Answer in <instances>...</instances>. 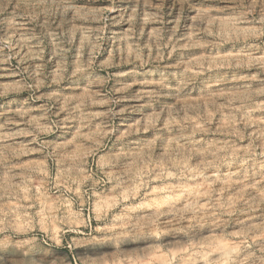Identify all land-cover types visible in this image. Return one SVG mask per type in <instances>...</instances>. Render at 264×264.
<instances>
[{
    "label": "rangeland",
    "instance_id": "374dc122",
    "mask_svg": "<svg viewBox=\"0 0 264 264\" xmlns=\"http://www.w3.org/2000/svg\"><path fill=\"white\" fill-rule=\"evenodd\" d=\"M0 264H264V0H0Z\"/></svg>",
    "mask_w": 264,
    "mask_h": 264
}]
</instances>
